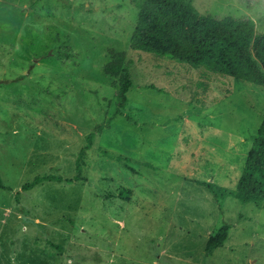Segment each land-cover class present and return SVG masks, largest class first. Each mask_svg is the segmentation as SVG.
Segmentation results:
<instances>
[{"label":"rangeland","instance_id":"obj_1","mask_svg":"<svg viewBox=\"0 0 264 264\" xmlns=\"http://www.w3.org/2000/svg\"><path fill=\"white\" fill-rule=\"evenodd\" d=\"M193 3L264 30V0ZM138 16L133 0H0V264H264V200L237 196L264 88L132 50ZM111 49L133 61L117 117ZM111 118L84 180L24 189L73 178Z\"/></svg>","mask_w":264,"mask_h":264},{"label":"trees","instance_id":"obj_2","mask_svg":"<svg viewBox=\"0 0 264 264\" xmlns=\"http://www.w3.org/2000/svg\"><path fill=\"white\" fill-rule=\"evenodd\" d=\"M133 3L139 16L132 37V50L169 57L194 68L228 75L264 88V30L258 32L257 22L251 17L221 18L211 13L202 14L193 0H133ZM110 55L111 60L104 66V71L120 84L117 117L123 114L129 91L134 86L133 61L127 51L111 49ZM114 118L107 124L98 125L96 131L88 135L76 160L77 173L73 178L39 175L33 182L25 184L24 189L49 181L72 184L84 180L83 158L93 147L96 134L110 129ZM237 196L244 204L264 200V118L247 156ZM232 228V225L225 224L210 237L206 247L208 255L225 245Z\"/></svg>","mask_w":264,"mask_h":264}]
</instances>
